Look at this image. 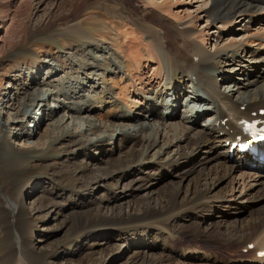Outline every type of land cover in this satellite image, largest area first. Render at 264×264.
<instances>
[{"label":"bare ground","instance_id":"6f19581e","mask_svg":"<svg viewBox=\"0 0 264 264\" xmlns=\"http://www.w3.org/2000/svg\"><path fill=\"white\" fill-rule=\"evenodd\" d=\"M149 1L156 11L162 12L161 15L165 17L172 5L176 7L175 5L181 2L179 0ZM199 1H202V6L196 12L186 10L177 12L179 15H175L177 20L172 25L173 31L163 32L160 35V42L159 37L154 39L153 43L145 45L142 52L138 51L140 47L138 44L129 46L130 44L121 42L122 44L110 48L108 38L106 39L107 34L103 31L99 35L100 41L89 45L92 46L88 52L92 63L86 68H81L83 73L74 72L78 67L76 60L69 61L71 63L67 67L65 60L59 61L48 52L47 66L38 65L36 76H30L31 79L23 83L22 89H19L20 85L16 87V91L23 90L24 95L22 102L17 103L19 113L26 114V108L30 103L42 105L50 98L57 103L52 115H48L49 120H53L54 113L57 118L51 128L44 133L46 140L44 147H47L48 138L49 143L59 140L61 149L82 153L88 164L93 159L98 161L101 153L111 157L117 148L121 151L127 150V154L122 153L113 160L109 158L106 171L89 168L86 171L74 169L75 187L85 188L92 184L97 188L107 189L111 187L114 175L118 171L133 172V167L137 170L134 171L131 184H138L144 178L155 177L167 165L170 167L169 170L175 167L176 155L187 158L194 153L198 154L201 149H208L210 156L200 157L193 164L194 172L199 171L193 191L184 194L182 189L178 188L165 197L164 202L152 206L150 204L153 200L150 196L152 191L149 192V199L143 200L142 196L140 198L138 195L133 196L134 191L139 187H133L126 193L125 187L121 190L119 187L114 191L108 190L109 197L103 203L96 200L99 198L98 195L92 194V202L85 203L82 200V189L77 192L72 187L66 186L62 189L63 196L57 194L54 199L51 195L52 201L49 205L31 203V212L35 213L37 219L48 215L54 217L55 214L57 218L61 216L63 218L60 217L61 220L65 223L68 214L73 212L80 224L78 233L80 232L81 237L87 236V241L92 238L93 241L104 242L109 239L104 232L112 234L121 229L123 232L126 231L128 236L137 239L145 237L150 242L153 231L162 233L161 231L167 230V224L172 218L184 216L190 219L193 210L209 206L211 200H219L212 195L216 189L213 182L215 179L220 182L232 171L244 166L260 167L264 170V165H259L251 157L238 155L235 150L231 154L228 151L229 146H226L227 142H233L234 135L239 132L241 127L239 120L253 114H255L253 118L264 120V114L258 116L259 110L264 109V46L259 47L258 51L253 49V52L247 47L260 45L261 43H256L258 40L264 42V22H259L264 18V0ZM41 2L43 0H39V4ZM180 14H184L183 17ZM252 19L256 25L251 27ZM90 20L92 19L88 18L82 22L87 26L96 25L97 22L91 23ZM76 30L75 33L81 31ZM123 33L121 34L128 36L130 33L136 34V31ZM210 40L213 43L210 44ZM209 46L212 47L211 50ZM148 61L155 67L150 68L149 76H144ZM135 66L137 71L133 69ZM247 67H254L259 74L252 76L253 80L244 84L240 75L246 72ZM47 70L46 79L42 80ZM133 70L138 75L135 79L132 75ZM75 74L79 75L72 77ZM17 77L13 78L14 82H21L22 78ZM139 79H141L139 92H136L131 100L129 99L131 103L127 105L126 102L129 101L127 97L130 96L117 94L119 85L126 84L128 90L134 87L131 86L130 81ZM225 81L230 83L225 85ZM31 88L35 89L32 94L29 91ZM219 89L222 91L220 92ZM12 90L6 89L7 94L5 92L0 95L4 98L9 96L11 101H15V94L11 96ZM123 100H126L125 104L129 107V111L123 109L118 113L116 111L115 115L110 113L103 116L108 107L122 109ZM181 100L183 103H180ZM162 107L165 110L160 111ZM177 107L185 108L182 117L178 121L175 120L178 116L167 118L168 115L176 112ZM170 112L172 113L169 114ZM16 118L13 117V124L16 123ZM200 120H205L202 128L209 127L207 130L198 129ZM87 132H90L92 137L101 138L100 141L94 142L93 138L86 137ZM165 154L168 156L163 158ZM3 155L1 153V156ZM191 170L180 168L179 176L185 178L188 173L193 172ZM55 182V177L52 176L50 179L52 190L55 189L53 185ZM143 201L148 203L139 208ZM4 203L6 204L4 212H9L12 219L16 218L14 222L16 227L22 229L26 223L24 209L19 207V203L7 198ZM124 204L130 205L127 213H124ZM58 206L67 209L65 212L67 214L62 216L64 210L62 208L56 214ZM138 209L141 210V215L131 214ZM82 210H88V213L80 214ZM93 212L103 214L99 220H92L85 225L84 221ZM81 225L85 226L82 228ZM256 230V233H248L249 231L245 230L244 233L249 236L247 239L238 236L234 240L235 233L233 237H229L231 240L229 238L228 240L236 244H251L259 228ZM200 235L206 236L202 232ZM259 245L262 251L264 243L259 241ZM24 249H19L20 257L16 264H30L29 260L32 258L46 260V255L49 253L39 252L30 242ZM145 252L139 251L138 254L143 256H134L133 264H154L153 260H148ZM13 255L14 253L9 257L11 263ZM104 259L103 257L101 261L103 262Z\"/></svg>","mask_w":264,"mask_h":264},{"label":"rangeland","instance_id":"374dc122","mask_svg":"<svg viewBox=\"0 0 264 264\" xmlns=\"http://www.w3.org/2000/svg\"><path fill=\"white\" fill-rule=\"evenodd\" d=\"M159 1L163 0L157 2ZM179 1L176 7L171 6L165 17L161 15L162 12L156 11L149 0H43L41 4L39 0H0V94L5 92L7 94L6 89L15 88L11 91V96L15 94V101H11L9 96L4 98L0 95V264H16L20 257L19 249L25 250L29 242L39 252H49L46 260L32 258L29 260L30 264H133L134 256H143L138 254L139 251H146L148 260H153L154 264H264V257H256L254 254L255 249L260 246L259 241L264 243V170L260 167L257 169L254 166H244L241 169H235L220 182L215 179L213 182L216 189L212 195L218 197L219 200H211L209 206L193 210L190 219L184 216L172 218L167 224V230L161 231L162 233L153 231L152 236L154 237H150L151 244H149V239L133 238L121 229L112 234L104 232L109 237L104 242L93 241L92 238L87 241V236L81 237L80 232L78 233L80 224L75 213L68 214L64 223L61 216L57 218L54 214V217L53 215L41 217L43 215L41 214L38 216L41 218L37 219L35 213L31 212L32 202L49 205L57 194L62 195V189L66 186L72 187L77 192L82 189V200L85 203L92 202V194L98 195L99 198L96 200L103 203L109 197L108 190L114 191L118 187L121 190L125 187L124 192L126 193L133 187H139L137 191H134L133 196L138 195L139 198L142 196L143 200L149 199V192L152 191L150 195L153 199L150 201L152 206L164 202L165 197L178 188H181L184 194L193 191L195 178L199 176L198 170L194 172L193 164L200 157L210 156L208 149H201L198 154L194 153L187 158L176 155L174 161L177 165L175 167L169 170L170 167L167 165L155 177L144 178L138 184H131L135 175L134 171L137 170L133 167V172L118 171L114 175L111 187L107 189L97 188L92 184L83 187L84 189L80 186V188L75 187L74 169L86 171L89 168L101 172L106 171L108 159L113 160L122 153L127 154V150L121 151L117 148L111 157L101 153L98 161L93 159L88 164L82 153L61 149L59 140L49 143L48 138L47 147H44L46 141L44 133L51 128L57 118L54 113L53 120H49L48 115H52L57 103L51 98L42 105L30 103V106L26 108V114H22L19 113L18 104L24 97L23 90L16 91L18 85H20L19 89H22L23 83L31 79L30 76H36L38 65L47 66L48 52L59 61L65 60L67 67L70 66L69 61L76 60L78 67L74 72L83 73L81 68H86L92 63L88 54L92 46L89 47V45L97 44L100 41L99 35L103 31L107 34L106 39L108 38L110 48L116 47L115 45L119 43H127L130 44L129 46L138 44L140 46L138 51L142 52L145 45H150L154 39L159 37L160 42V35L163 32L173 31L172 25L177 20L175 15H179L177 12L186 10L194 13L202 6V1L198 2V0H184V3L183 0ZM183 15L180 14L181 17ZM88 18L92 19L91 23L97 22L96 25H84L82 21ZM253 21L252 19L251 27L256 25ZM98 22L101 24L99 25ZM259 22H264V18ZM77 28L81 31L76 30ZM74 30L81 33H75ZM124 31H136V34L122 35ZM170 42L172 43L173 39ZM209 42L213 43L212 40ZM256 43L261 44L247 46L250 47L248 48L250 52L258 51L259 47L264 46V42L260 40ZM209 48L212 49L211 46ZM147 66L149 68L145 69L144 76H149L150 68L155 67L150 61ZM136 67L133 68L135 71H137ZM248 67L251 66L248 65ZM248 67L246 72L240 75L244 84L252 81L253 77L259 74L254 67ZM134 70L132 75L135 79L138 75ZM47 73L48 70L42 80L46 79ZM78 75L70 76L77 77ZM17 76L22 80L15 83L13 78ZM140 81L141 79L130 81L132 84L130 85L134 87L128 90H126V84H120L117 94H127L130 96L127 97L128 100L132 99L135 93L139 92ZM229 83L224 82L225 85ZM32 89L29 90L31 94L35 90ZM130 100L128 102L123 100L122 109L106 108L103 116L110 113L115 115L116 111L118 113L123 109L129 111L126 104L130 105ZM14 103L16 104L13 105ZM180 103L183 101L181 100ZM177 108L176 112L173 115L170 112L171 115L167 118L172 119L178 116L175 118L178 121L185 108ZM161 110L165 109L162 107ZM13 117H17L14 124L12 123ZM204 121H199L198 129L207 130L209 128H202ZM120 132L119 130L118 133ZM25 134L27 135L24 136ZM86 137L93 138L94 142L101 139L97 136H90V132L86 133ZM1 153L4 155L1 156ZM167 156L165 154L163 158ZM180 168L192 169L193 172L181 178L178 171ZM52 176L55 177L56 182L53 185L56 190H52L50 186ZM118 182L121 183L118 184ZM5 198L19 203V207L24 209L26 223L22 229L16 227L14 223L16 218L12 219L9 212H4ZM59 201L62 202L61 198ZM147 203L143 201L138 207H144ZM130 205H123L124 213L129 211L127 208ZM61 208L64 209L62 216L67 214L65 213L67 209L63 206H58L55 213L57 214ZM87 211L82 210L80 214H85ZM102 214L95 212L89 214L84 221L85 225L92 220H99ZM131 214L139 216L141 210H135ZM85 225H81L82 228ZM257 228L259 231L256 238L254 237L255 247L252 250L246 251L247 243L229 242L231 240L229 237H233L235 233L234 240L238 236H244L247 239L249 236L244 231L256 233ZM201 232L206 236H201ZM146 247L150 248L146 249ZM14 249L17 250L13 251ZM259 250L260 247L256 252ZM13 253L11 263L9 257L10 255L12 257ZM103 257L105 263L101 261Z\"/></svg>","mask_w":264,"mask_h":264}]
</instances>
